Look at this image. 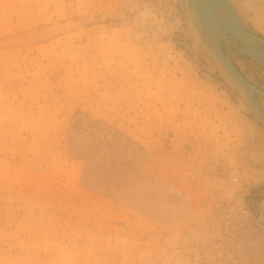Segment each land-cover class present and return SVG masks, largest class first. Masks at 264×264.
I'll return each mask as SVG.
<instances>
[{"label": "rangeland", "instance_id": "1", "mask_svg": "<svg viewBox=\"0 0 264 264\" xmlns=\"http://www.w3.org/2000/svg\"><path fill=\"white\" fill-rule=\"evenodd\" d=\"M233 1L264 37V0ZM188 19L0 0V264H264V123Z\"/></svg>", "mask_w": 264, "mask_h": 264}, {"label": "water", "instance_id": "2", "mask_svg": "<svg viewBox=\"0 0 264 264\" xmlns=\"http://www.w3.org/2000/svg\"><path fill=\"white\" fill-rule=\"evenodd\" d=\"M179 2L183 5L185 10H187V12L190 14V17L191 18L194 17L193 19H195V22H196V25H197L198 28L201 25L200 20L201 19H203V20L206 19L205 23L207 22L210 25V28H212L214 31L216 30V32L219 31L217 29V27L211 22L212 16H216L217 18H219V17L222 18L221 20H223V22H224V24L223 23H220V24L223 27V29H225L223 34L225 35L226 38H227L228 35H230L232 37H235L238 41H240V43L246 49H247V40L251 36L257 38L258 41L264 43V39L262 37H259L257 35H253L252 33H250L248 30H246L244 28V25L241 22V20L238 18V16L234 15V11H235V9H233L234 7L232 9L229 7V10L226 8V6L229 5V3L226 0H186V1L185 0H179ZM191 9H192V13L194 15H192ZM219 9L221 11H223L224 13H226L227 17L229 16V18L226 19L225 17H221V16H224V15L219 14V11H218ZM211 12H212V14H215L214 12H216L218 15H210ZM233 23L235 25H233ZM233 28H235L236 30L234 31ZM209 34H211V33H209ZM217 35L220 37L221 33H219ZM225 37H222L223 38L222 40L224 42H226L224 40ZM205 42L207 43L206 40L204 41V43ZM212 44L214 46H217V44H215V40L213 41V39H212ZM206 45H208V44H206ZM219 49H220V47H219ZM247 55L251 59L256 61L259 65L264 67V55L261 54V56L258 57L256 54H250L248 52H247ZM218 56H220L219 57L220 61H221L222 65H223L226 73L231 77V79L238 86L244 88V90L246 91V94L248 96L249 103H250L249 106H250L253 114L255 115V117L259 121L264 123V111L261 109L258 100L254 96V94H255V95L264 97V92L258 88V90L255 89V92L252 91V93H249V92H251L250 91V87L252 86V84H250L236 70V68L231 63L229 57L225 56L221 49L218 50ZM257 211H258V218L264 223V197L260 201V203L258 205V208H257Z\"/></svg>", "mask_w": 264, "mask_h": 264}, {"label": "flooded vegetation", "instance_id": "3", "mask_svg": "<svg viewBox=\"0 0 264 264\" xmlns=\"http://www.w3.org/2000/svg\"><path fill=\"white\" fill-rule=\"evenodd\" d=\"M229 1H231V4L233 5V7L235 9L236 15L242 20L245 28L250 33L255 34V35H259L256 32H254L251 28H249L247 26V24L244 22V20L242 19V17H240V15L238 14L237 9L235 7L234 1L233 0H229ZM190 22H192L190 19H188L186 21V28H187V31L190 33V38L186 39L187 46L189 47L190 50H194V52L196 53V55L198 57L204 59L207 56H209V58H211L213 60V62L216 64L215 59L212 56L211 52L208 51L204 47L203 42L201 41L200 37L196 33V29H195L193 23H190ZM228 36H230V35H228ZM259 36L264 39L263 36H261V35H259ZM230 38L232 41V45L230 46L231 52H228L226 47H225V44L223 42H221V50H222L223 54L225 56L229 57L233 66L246 80H249L250 82L255 84L260 90H262L264 92V68L257 65L254 61H252L250 58L243 55L242 53H239L238 49H242V44L237 39H235L234 37L230 36ZM207 43L209 46H213L209 38L207 40ZM256 43L260 45V47L264 53V44L258 43V42H256ZM217 68H219V67H217ZM220 72L222 75H224L222 70H220ZM256 78H258V80H260V81H263V83H258L257 80L255 81ZM256 97H257V100L260 104L261 109L264 111V97L258 96V95H256Z\"/></svg>", "mask_w": 264, "mask_h": 264}, {"label": "bare ground", "instance_id": "4", "mask_svg": "<svg viewBox=\"0 0 264 264\" xmlns=\"http://www.w3.org/2000/svg\"><path fill=\"white\" fill-rule=\"evenodd\" d=\"M186 1V0H185ZM228 3H229V5L228 6H226V8L229 10V7L232 9L233 8V5L231 4V2L229 1V0H226ZM234 9V8H233ZM219 11V14H224V16H221V17H225L226 19L227 18H229V16L227 17V14L226 13H224L223 11H221L220 9L218 10ZM191 13H192V9H191ZM215 14H212V12H211V14L210 15H218L216 12H214ZM231 14V13H230ZM192 15H194L193 13H192ZM234 15H236V13H235V11H234ZM207 17V16H206ZM194 18V17H193ZM192 18V19H193ZM239 18V17H238ZM222 18H217L216 16H212V18H211V22L217 27V29L219 30V31H217L216 32V30L214 31L212 28H210V25L206 22L205 23V21H206V19H201L200 20V23H201V25H200V27L198 28L197 27V25H196V22H195V19H193V21H194V24H195V26H196V29H197V31H198V33H199V35H200V37H201V40H202V42H203V44L205 45V47L207 48V49H209L212 53H213V55L215 56V58L218 60V62L220 63V65H221V67L223 68V70L225 71V69H224V67H223V65H222V63H221V61H220V56H218V50H220L221 49V42H223L224 44H225V47H226V49H227V51L228 52H230L231 51V49H230V46L232 45V41H231V38H230V36H227V38L225 37V35L223 34L224 33V30L225 29H223V27L221 26V24L220 23H223L224 24V22H223V20H221ZM240 19V18H239ZM241 20V19H240ZM241 22H242V20H241ZM233 25H235L234 23H233ZM244 25V24H243ZM244 28H245V26H244ZM234 29V31L236 30L235 28H233ZM246 29V28H245ZM247 30V29H246ZM209 33H211V34H209ZM219 33H221V36L219 37L217 34H219ZM253 35H255V34H253ZM258 36V35H257ZM222 37H225V41L226 42H224L222 39ZM260 37V36H259ZM208 38L210 39V41H211V43H212V39H213V41L215 40V44H217V46H214L213 44V46H208V45H206V44H208V43H204V41L206 40H208ZM235 38V37H234ZM236 39V38H235ZM240 42V41H239ZM256 42H258V43H262V44H264L263 42H260V41H258L257 40V38H255V37H253V36H251V37H249V39L247 40V49L246 48H244L243 47V45H242V49H238L239 50V53H242L243 55H245V56H247L248 58H250L248 55H247V52L248 53H250V54H256L258 57H260L261 56V54L262 55H264V53H263V51H262V49H261V47H260V45L259 44H257ZM219 47H220V49H219ZM246 53V54H245ZM251 59V58H250ZM252 61H254L253 59H251ZM257 65H259L256 61H254ZM259 66H261V65H259ZM262 67V66H261ZM264 68V67H263ZM225 73H226V71H225ZM227 74V73H226ZM228 75V74H227ZM229 76V75H228ZM229 78L231 79V77L229 76ZM232 80V79H231ZM233 81V80H232ZM248 81V80H247ZM234 82V81H233ZM249 82V81H248ZM235 83V82H234ZM250 84H252L251 82H249ZM236 84V83H235ZM237 85V84H236ZM238 86V85H237ZM254 88H253V87ZM252 86L250 87V91L251 92H249V93H252V91H254L255 92V89H257L258 90V87H256L254 84H252ZM239 88H241L243 91H244V93H245V95L247 96V94H246V91L244 90V88H242V87H240V86H238ZM254 96H255V98L257 99V97H256V95L254 94ZM247 98H248V96H247ZM248 101H249V99H248ZM250 104V103H249Z\"/></svg>", "mask_w": 264, "mask_h": 264}]
</instances>
